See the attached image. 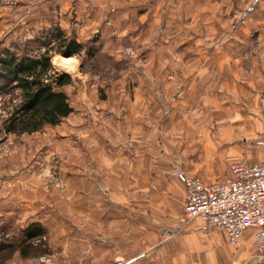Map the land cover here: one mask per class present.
Instances as JSON below:
<instances>
[{"label": "rangeland", "instance_id": "rangeland-1", "mask_svg": "<svg viewBox=\"0 0 264 264\" xmlns=\"http://www.w3.org/2000/svg\"><path fill=\"white\" fill-rule=\"evenodd\" d=\"M210 7L208 0H0V56L4 50L17 56L38 55L53 46L51 36L59 31L82 45L77 55L56 54L51 58L54 70L68 74L73 81L66 94L74 107V116L63 119L57 127H48L32 135L5 134L3 122L18 103V98L17 93L0 98L1 241L3 238L20 240L21 230L37 222L46 231L43 240L48 245L46 256H52L56 264H78L80 261L90 264L89 255L85 256L84 252L91 251L98 239L105 242L108 238L104 199L98 187L114 182L137 184L138 177L147 181L151 161L146 160L143 165L148 171L143 176H127L126 170L118 172L121 178L119 175L106 178L102 173H91L83 179L76 176L74 158L85 154L86 146L88 151L102 153L100 137L109 139V135L99 134L102 131L95 122L98 116L89 110H95V106L104 111L112 109L118 117L120 109L126 111L121 117L127 122L125 127L129 136L123 135L113 141L133 144L136 141L135 124L130 123L132 116L134 120L133 102L145 82L152 81L144 80L142 74L198 65L194 50H204L202 39L208 33L220 31L219 25L215 26L219 11L210 10ZM224 27L231 28L230 24ZM196 36L202 38L197 47L193 43ZM48 40V45L43 46ZM89 51L92 53L88 54ZM61 59L70 60L71 67L58 66L56 62ZM150 82L148 95L158 96L162 86ZM139 83L143 85L138 87ZM165 87L163 92L171 91ZM142 97L145 104L147 96L142 94ZM186 110L187 123L182 119L178 122L176 113L171 115L176 123L172 126L173 132L165 136L157 132V141L150 143L153 154L158 153L160 157L159 167L166 168L170 164L161 158L160 150L177 155L183 148L189 170L201 159V138L195 136L184 144L179 136L183 132L192 133L191 127L202 129L204 125L207 128V123L203 122L206 112L196 108ZM90 117L94 126L88 122ZM113 130L115 132L114 127ZM125 145H121L120 153ZM223 173L214 169L210 176L217 180L224 177ZM89 187H94L95 200L90 206L91 211L85 212L87 221L77 214L78 204H87V195L79 194L78 188L84 191ZM139 227L141 222L120 226L121 232L125 228L126 237H131L132 241L141 236ZM239 246H228V264L258 263L254 249H244L241 256ZM32 260L35 259L19 260L15 254L7 264H34Z\"/></svg>", "mask_w": 264, "mask_h": 264}, {"label": "crops", "instance_id": "crops-1", "mask_svg": "<svg viewBox=\"0 0 264 264\" xmlns=\"http://www.w3.org/2000/svg\"><path fill=\"white\" fill-rule=\"evenodd\" d=\"M208 3L210 10L219 11V21L215 26L219 25L220 31L208 33L203 39L199 36L193 38L195 47L200 39L205 44L201 52L197 48L194 50L199 64L193 68L143 72L142 78L152 81L138 88L139 94L136 93L137 99L133 102L134 120L131 115L130 122L135 124L136 141L133 144L124 143L127 145L120 153L124 145L113 141L123 135L129 136L125 127L127 122L121 117L126 111L120 109V118L112 109L104 111L95 106V110H89L98 116L95 122L98 129L101 128L102 133L99 134L109 135V139L100 137L103 140L102 153L88 151L86 146L85 154L74 158L76 176L83 179L91 173H102L106 178L116 177L118 172L125 170L127 176L150 174L147 181L138 177L139 184L114 182L98 187L104 199L108 238L105 242L98 239L89 251L87 258L90 264H107L116 257L129 259L141 252L146 260L140 259L134 264H228L230 261L227 254L230 245L224 234L210 229L200 219L183 225L180 223L184 187L172 177L171 170L176 165L185 173L211 183L221 178L213 180L210 172L214 169L224 171L223 177L228 172V164L233 161L240 158L250 163L262 160L264 154L255 142L264 138V0H208ZM228 24L231 26L229 30L224 27ZM193 43L191 48H194ZM149 82L159 83L162 89L168 86L171 91L160 89L159 95L152 97L148 95ZM141 85L143 83L138 87ZM142 94L147 96L145 104ZM70 105L74 111L71 102ZM187 108L206 112L203 122L207 123V128L204 125L202 129L191 127L192 133L183 132L179 136L184 144L195 136L201 138V159L189 170L183 148L177 155L160 150L161 158L170 164L166 168L159 167L160 157L158 153L153 154L150 143L157 141V132L163 136L173 132L172 126L176 123L171 115L176 113L178 122L181 119L186 122L184 112ZM138 111L146 112L145 117L144 112ZM88 122L95 124L91 117ZM92 145L96 146V143ZM151 156H155L152 157L154 160ZM146 160L151 161L149 172L143 166ZM78 192L87 195V204L81 205L80 202L77 214L88 221L85 212H90L94 203V187L84 191L78 188ZM140 222L142 234L139 239L132 241L131 237L127 238L125 228L121 232L120 226L138 225ZM253 235V232L243 235L239 244L241 256L244 249H254ZM257 262L264 264L260 257H257Z\"/></svg>", "mask_w": 264, "mask_h": 264}, {"label": "trees", "instance_id": "trees-1", "mask_svg": "<svg viewBox=\"0 0 264 264\" xmlns=\"http://www.w3.org/2000/svg\"><path fill=\"white\" fill-rule=\"evenodd\" d=\"M51 37L54 38L53 46L38 55L17 56L4 50L0 56V98L16 93L18 98L2 125L7 135H32L48 127H57L74 112L66 94L73 81L68 74L54 70L51 58L56 54L77 55L82 45L60 31ZM45 235L44 226L34 222L21 230L20 240L3 238L0 240V264H7L15 254L19 260L46 255Z\"/></svg>", "mask_w": 264, "mask_h": 264}, {"label": "built area", "instance_id": "built-area-1", "mask_svg": "<svg viewBox=\"0 0 264 264\" xmlns=\"http://www.w3.org/2000/svg\"><path fill=\"white\" fill-rule=\"evenodd\" d=\"M264 154V138L255 142ZM172 175L184 187L183 213L180 223L200 219L210 229L225 235L232 247H237L247 232H253L254 254L264 260V156L250 163L243 158L228 164L226 176L205 183L186 175L176 165ZM85 256L89 251L84 252ZM144 253L133 258L116 257L107 264H134ZM34 264H56L52 256H39ZM78 264H88L80 261Z\"/></svg>", "mask_w": 264, "mask_h": 264}, {"label": "bare ground", "instance_id": "bare-ground-1", "mask_svg": "<svg viewBox=\"0 0 264 264\" xmlns=\"http://www.w3.org/2000/svg\"><path fill=\"white\" fill-rule=\"evenodd\" d=\"M56 64L58 66L61 65V66H65V67H71V61L70 60L61 59V60L57 61Z\"/></svg>", "mask_w": 264, "mask_h": 264}]
</instances>
